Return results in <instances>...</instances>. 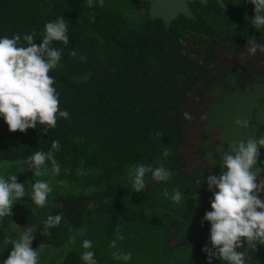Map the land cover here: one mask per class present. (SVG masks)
Returning <instances> with one entry per match:
<instances>
[{"label":"trees","instance_id":"16d2710c","mask_svg":"<svg viewBox=\"0 0 264 264\" xmlns=\"http://www.w3.org/2000/svg\"><path fill=\"white\" fill-rule=\"evenodd\" d=\"M132 1L120 9L98 2L89 8L86 0H0V36L35 32L39 45L44 25L61 15L70 36L67 46L54 42L63 49L62 66L49 73L69 118L58 119L54 129L38 124L25 133L10 132L0 118V174L15 173L26 193L36 180L53 187L45 207L26 194L0 222V264L11 251L5 237L19 239L27 228L36 237L32 247L40 264H83L85 239L93 242L100 264H124L113 259L117 249L132 253L128 264H207L202 248L210 223L202 218L213 193L204 177L220 174L208 153L220 162L229 135L217 137L218 116L233 111L214 101L229 97L226 92L264 88V52L248 51V42L264 46V29L251 24L255 13L248 0H224L226 9L216 1L193 3L195 18L180 16L169 28L150 18L147 2ZM255 109L250 127H241L245 138L264 135V119H256ZM53 140L60 142L54 156L61 171L53 176L49 164L45 175L35 177L26 161L35 151H49ZM165 148L169 157L162 155ZM138 163H163L173 176L149 181L145 193H136L129 172ZM177 188L188 196L185 205L163 195ZM56 214L64 219L44 234V221ZM170 220L195 233L177 236ZM117 230L125 239L114 249L109 244ZM249 256V264H264V245Z\"/></svg>","mask_w":264,"mask_h":264},{"label":"clouds","instance_id":"9594fccd","mask_svg":"<svg viewBox=\"0 0 264 264\" xmlns=\"http://www.w3.org/2000/svg\"><path fill=\"white\" fill-rule=\"evenodd\" d=\"M97 2L102 6L104 0H86L89 8L95 7ZM248 3L254 5L255 15L251 24L259 32L264 29V0H248ZM68 24L62 15L47 22L39 45L34 42L35 32L23 37L20 34H14L11 38L0 36V118L10 132L19 130L25 133L38 124L46 126V129H54L58 119L69 118V112L60 108V94L54 87L56 78L49 75L62 66L63 49L53 44L60 42L64 46L69 45ZM248 43H251L248 49L251 55H255L258 50L264 52V46L254 41ZM70 55L76 57L77 53L72 51ZM79 59L84 61L87 58L80 56ZM183 116L185 120L193 119L187 112ZM235 123L244 129L250 127L247 120L237 119ZM246 136V139L234 140L228 143L227 148L223 147L218 164L212 153H208L213 168L220 166V174L204 177L208 191L213 193L211 210L205 212L202 218L210 223L209 242L202 248L207 264H213L217 258L223 264H249V252L255 251L258 245H264V199L259 195L264 193V179H261L264 169L259 166L264 163L259 161L260 148H264V135ZM59 150L60 142L53 140L49 151H35L28 157L26 163L35 177L45 175L49 164L53 176L59 175L60 165L54 156ZM171 154L167 148L162 153L163 157ZM129 176L132 191L145 193L149 181L168 182L173 172L163 163L158 166L138 163L130 170ZM52 192L53 187L47 180H36L31 186V192L26 193L25 184L18 182L15 173L0 174V222L12 215L13 205L26 194L31 196L37 207L43 208ZM163 195L177 205H185L188 198L178 188L171 193L165 189ZM63 219V214L49 215L44 221V234L50 235L49 229L59 226ZM35 238L31 228L23 231L19 239L5 237L11 245V251L2 264H40V252L38 248L32 247ZM124 239L125 236L117 230L116 239L109 246L115 249L117 241ZM82 248L85 250L80 256L83 264H100L91 240H83ZM112 256L124 264L132 260L130 251L121 252L117 249Z\"/></svg>","mask_w":264,"mask_h":264},{"label":"rangeland","instance_id":"374dc122","mask_svg":"<svg viewBox=\"0 0 264 264\" xmlns=\"http://www.w3.org/2000/svg\"><path fill=\"white\" fill-rule=\"evenodd\" d=\"M132 3H133L132 0H104L103 4H107L113 8L124 9V8L131 7ZM255 84H249V85H255ZM245 90L246 91H240V89H238V91L234 92L231 95H229L228 92L225 93V91L222 90V92L225 93V95L229 97L217 96L219 94L216 92L217 95H215L214 93V96L215 97L217 96L214 101L215 103H219L221 105H224V108H231L233 110L231 111V113L227 115H225L226 113H224L218 116V121L220 123L219 124L217 123L218 125L217 126V129H218L217 137H219L220 133H221L222 138L225 135H229L227 137L228 143L234 140L242 139V138L246 139L241 126L236 125L235 121L237 119L248 121L252 117L253 108H256L255 109L256 114H254L255 117H257L256 119H259L260 121L261 119H264V88L261 89L258 86H255V87H252L251 89L245 88ZM249 104H250V108L246 107ZM225 118H227L228 120H226ZM260 153L261 155L259 157V161H262L264 160V148H260ZM197 156L198 155H194V157H197ZM179 222L175 220L169 221L170 225H172L173 228L175 229V234L177 236L186 237V236H190L195 233L194 227L193 228L191 227V229H188L190 228L188 225L183 224L182 221H179Z\"/></svg>","mask_w":264,"mask_h":264},{"label":"water","instance_id":"95a60500","mask_svg":"<svg viewBox=\"0 0 264 264\" xmlns=\"http://www.w3.org/2000/svg\"><path fill=\"white\" fill-rule=\"evenodd\" d=\"M149 4V14L152 20H162L167 28L180 16L194 19L191 4L201 3L207 5L210 1H216L226 9L224 0H143Z\"/></svg>","mask_w":264,"mask_h":264}]
</instances>
